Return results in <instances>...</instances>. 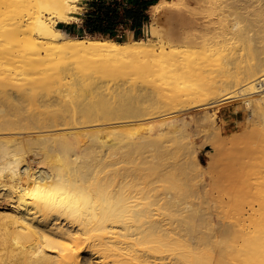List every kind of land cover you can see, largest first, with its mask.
I'll return each mask as SVG.
<instances>
[{
	"label": "bare ground",
	"instance_id": "bare-ground-1",
	"mask_svg": "<svg viewBox=\"0 0 264 264\" xmlns=\"http://www.w3.org/2000/svg\"><path fill=\"white\" fill-rule=\"evenodd\" d=\"M182 1L160 0L150 6L149 13L152 17L170 13ZM76 2L0 3V7L13 8L8 16L5 14L11 11L3 12L7 8L2 6L0 11L7 20L4 23L5 16L0 15V132L4 133L0 138V264H157L148 254H137L134 243L126 241L132 236L125 222L128 215L134 223L147 226V235H156L148 247L151 254L180 250L181 242L160 230L150 211L133 209L135 204L120 195V188L115 189L120 173L114 169L102 175V157L76 160L70 152L109 138L106 129L117 124H99L102 119L132 114L152 117L140 124L121 122L126 137L138 143L155 142L176 132L184 125L177 121V113L192 107L198 110L196 121L210 124L215 111L233 98L230 84H247L241 89L245 93L241 99L254 113L264 107V57H253L251 62L240 58L241 65L233 75L228 65L238 58L227 45L229 40L221 38L244 31L239 24L245 17L242 8L238 11L234 6L230 12L223 0H204L217 13L207 20L205 32L194 39V47L210 53L199 59L194 50L168 46L151 22L146 39L133 38L132 33L122 42L64 35L56 24L77 19ZM251 12L246 23L264 25V8ZM218 51L221 54L214 59L213 53ZM133 68L140 75L139 82L112 89L107 86ZM214 74H222L224 79L213 83ZM191 79L203 82L195 87L180 86ZM212 101L215 108L208 109ZM68 124L91 128L77 127L70 133L58 127ZM58 151L63 154L53 156ZM31 156L37 157L36 165L31 164ZM195 161L204 167L197 158ZM137 165L163 163L142 159ZM102 193L115 202L102 206ZM192 210L189 221L198 215ZM108 223L119 225L126 233L107 238L104 230L113 226ZM72 225L77 226L76 231ZM239 230L243 233V228ZM84 250L87 259L81 256ZM240 252L234 255L224 249L214 258L187 248L179 255L183 264H234L235 258L240 259L236 264H244L241 256L246 251Z\"/></svg>",
	"mask_w": 264,
	"mask_h": 264
},
{
	"label": "rangeland",
	"instance_id": "rangeland-1",
	"mask_svg": "<svg viewBox=\"0 0 264 264\" xmlns=\"http://www.w3.org/2000/svg\"><path fill=\"white\" fill-rule=\"evenodd\" d=\"M81 1L76 2L77 17L83 13ZM223 1L231 7L230 12L234 6H237L238 11L242 8L241 16L245 17L240 19L239 28H244V31L246 29V34L242 31L221 38L229 40L226 43L238 58L228 65L235 75L241 65L240 58L251 62L253 57H264V25L255 22L248 24L245 20L256 7L264 8V0ZM2 6L7 8L3 12L11 11L3 15L8 16L13 12L12 7L4 5H1L0 11L3 10ZM216 13L204 0H183L170 13L156 17H152L149 13V22L161 31V38L168 46L181 50H194L195 58L199 59L210 53L203 48L194 47V39L205 32L207 20L214 19ZM4 18L1 22L4 19L6 23V16ZM80 22L78 17L69 23H57L56 26L64 35L80 37L77 29L71 33L67 27L68 24H80ZM149 24L144 27L139 38L150 37ZM132 37L134 38L133 34ZM130 38V33H127L124 40ZM221 45L225 46L223 42ZM213 54V58L218 59L221 52ZM245 55L247 57L244 58ZM98 63L100 64V61L96 62ZM135 68L124 70V73L116 79L109 81L107 86L112 89L120 84L139 82L140 75ZM154 74H151L152 80L157 83L159 80ZM21 76L20 78L24 77ZM222 79H224L222 74H214L213 83ZM202 82L201 79H191L180 86L195 87ZM229 86L228 91L234 96L215 111L210 124L196 121L198 110L192 107L177 113V121L184 125L176 132L160 137L155 142L138 143L126 137L123 133L125 124L121 122L130 120L134 124H140L150 122L153 120L152 117L132 114L124 118L102 119L99 124H117L116 128L106 129L109 138L102 143L81 146L70 152L71 158L76 160H84L92 156L102 157L105 166L102 175L114 169L120 173L121 179L115 189L120 188V195L135 204L133 209L150 211L151 219L159 229L164 230L168 237L181 242L180 250L151 254L148 252V247L151 245V238L156 235H147V226L134 223L133 216L128 215L125 222L130 227L127 232L132 234L133 240L126 241L134 243L133 248L137 254L142 256L148 254L149 260L157 264H183L179 254L187 248L198 253L208 252L214 258L224 249L234 255H238L241 249H244L246 252L241 256L242 263L264 264V107L254 113L250 112L241 99L245 94L241 89L247 84ZM215 103V101L209 102L206 107L215 108ZM144 104L146 103L142 102V105ZM231 111H238L235 122L223 118ZM89 126L91 125L68 124L58 127L68 129L71 133L77 127L90 129ZM3 134L0 132V138ZM62 154L58 151L53 156ZM36 158L30 157L32 165H36ZM196 158L204 167L197 165ZM142 159L147 161L152 159L155 162L161 160L163 165H137ZM114 202L115 198L109 199L102 193V206L106 207ZM186 209L188 213L185 212ZM190 209L198 214L193 215L192 221L188 220ZM111 225L113 226L104 230L107 238L116 237L118 232L126 233L119 225ZM240 227L243 228V233L240 232ZM72 230L76 231L77 226L72 225ZM47 250L52 251L49 248ZM52 252L55 255L54 251ZM81 256L84 259L89 257L85 250L82 251ZM92 258L93 261L98 262V258L94 256ZM239 262V258L232 260L234 264Z\"/></svg>",
	"mask_w": 264,
	"mask_h": 264
},
{
	"label": "trees",
	"instance_id": "trees-1",
	"mask_svg": "<svg viewBox=\"0 0 264 264\" xmlns=\"http://www.w3.org/2000/svg\"><path fill=\"white\" fill-rule=\"evenodd\" d=\"M158 0H84L80 24H68L71 33L75 29L79 36L89 35L125 41L127 33L139 38L150 21L149 6Z\"/></svg>",
	"mask_w": 264,
	"mask_h": 264
},
{
	"label": "crops",
	"instance_id": "crops-1",
	"mask_svg": "<svg viewBox=\"0 0 264 264\" xmlns=\"http://www.w3.org/2000/svg\"><path fill=\"white\" fill-rule=\"evenodd\" d=\"M82 1H84V0H82ZM82 1H81V3H82ZM158 1H160V0H158ZM157 1V2H158ZM154 5V4H153ZM152 6V5H151ZM81 8L83 9V11L85 10L84 9V7H82L81 6ZM149 8H150V6H149ZM149 8H148V10H147V13L149 14ZM78 18V17H77ZM238 114V111H231L230 112V114L229 115H224V119H226V120H228V121H232V122H235V116ZM227 117H229V119H227ZM198 160V159H197ZM198 162H199V160H198ZM200 163V162H199ZM201 165H202V163H200Z\"/></svg>",
	"mask_w": 264,
	"mask_h": 264
}]
</instances>
